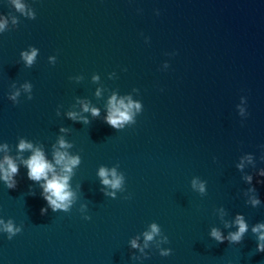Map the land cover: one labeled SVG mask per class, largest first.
I'll return each instance as SVG.
<instances>
[{"label":"water","instance_id":"water-1","mask_svg":"<svg viewBox=\"0 0 264 264\" xmlns=\"http://www.w3.org/2000/svg\"><path fill=\"white\" fill-rule=\"evenodd\" d=\"M18 2L0 0V264H264V0ZM37 150L67 210L28 178ZM238 217L240 243L211 236Z\"/></svg>","mask_w":264,"mask_h":264},{"label":"clouds","instance_id":"clouds-1","mask_svg":"<svg viewBox=\"0 0 264 264\" xmlns=\"http://www.w3.org/2000/svg\"><path fill=\"white\" fill-rule=\"evenodd\" d=\"M16 8L20 11H23V5L16 0ZM0 27H3V25H0ZM35 51L32 52L31 55L23 54L24 59L31 64L32 60L35 56ZM113 101H115V97L112 98ZM127 110H130L132 105L129 103V105L125 106L123 101L119 102V106H116V104H113L112 106V112L107 117V122L112 125L113 127H117L121 121L129 120V115L126 114V112H122L120 109L125 108ZM138 108L139 105H136ZM93 114L96 115L97 111L93 109ZM61 146L63 145V141H61ZM22 150L25 148H31L30 144H26L21 142L19 146ZM56 164H62L63 170L65 172H71L72 166L76 165L78 163L77 158H71L67 157L65 153L57 152L56 156ZM6 163L8 164V169L5 172L4 180L8 182L9 188H14L16 186V182L12 180V175L17 172V168L15 164L11 161L9 158H5ZM27 167L29 169L28 171V178L32 180L39 181L41 178H44L46 183L42 186L44 188V192L48 193V195L44 196V199L48 201L49 205L53 208V211L57 209H65L67 210L68 205L66 203H62L69 200V197L71 193L66 191L67 188V181L68 176H58L55 174L53 166L49 164L42 152L39 150L35 151V153L30 157L28 161H26ZM2 167V166H0ZM52 172L53 175L51 179H48V173ZM99 175L103 177V183L105 185H111L112 188H118L121 183V178L117 177L115 174V171L112 172L113 179L109 180L107 179L108 173L105 169L101 168ZM264 175V173H262ZM249 180H251V177H249ZM200 190L203 191V185L200 186ZM258 201L254 200L253 204H257ZM46 210L41 209V214H43ZM2 223V221H0ZM236 223L239 225V230L235 233H230L229 237H223L221 233L213 229L211 236L218 242L223 243L226 239H228L230 242L240 243L242 241L243 234L247 231V225L244 223L243 219L238 217ZM261 229H264V224H259L256 227L252 229L254 233H259L258 240L260 243L257 244V252H264V231H261ZM4 230L8 232L9 239L12 238L17 232L20 230L17 228H14L13 223L9 221L8 224L4 225ZM158 228L155 224L152 225V230L150 233H145V239L146 240H152L153 235L158 232ZM133 247L136 246V242H132ZM163 255H170L171 249L167 253H162Z\"/></svg>","mask_w":264,"mask_h":264}]
</instances>
